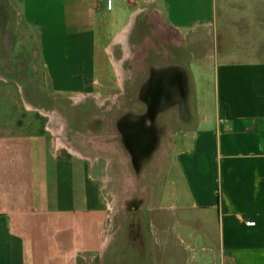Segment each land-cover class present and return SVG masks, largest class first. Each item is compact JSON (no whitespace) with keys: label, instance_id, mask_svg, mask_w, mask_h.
I'll use <instances>...</instances> for the list:
<instances>
[{"label":"crops","instance_id":"crops-1","mask_svg":"<svg viewBox=\"0 0 264 264\" xmlns=\"http://www.w3.org/2000/svg\"><path fill=\"white\" fill-rule=\"evenodd\" d=\"M0 47L94 141L0 138V264H264V0H0Z\"/></svg>","mask_w":264,"mask_h":264},{"label":"rangeland","instance_id":"rangeland-1","mask_svg":"<svg viewBox=\"0 0 264 264\" xmlns=\"http://www.w3.org/2000/svg\"><path fill=\"white\" fill-rule=\"evenodd\" d=\"M121 1L127 2V0ZM125 8H127V5ZM1 51L0 47V53ZM0 91V138L17 137L22 141L29 138L36 142L37 145L41 146L44 145L42 142L44 138L49 140L52 146H54L55 139V146L57 147L60 146V144H65V147H69L74 153L81 154L77 148L85 149L87 152H90L85 146L91 147L94 142L92 140L93 138L90 135L83 134V136H76V134L72 133L71 130H69L68 122L60 112L44 111L29 106L26 107L23 105L22 96L17 93L11 82L0 81ZM75 101L79 102L77 99ZM122 103L123 100L120 98V107L116 106L115 108H117V110L118 108H122ZM106 109H108V107H100L98 112L101 113V111ZM118 174L119 173L116 175ZM121 176L122 175L117 177L119 180L116 178L113 182L114 187L111 189L114 188L116 193H118V191L121 192V197L117 198L120 202L117 203V208L115 209L116 211L118 210L116 225L121 223V225L127 226V198L124 196L125 192L123 193L125 189L123 180H121L120 183ZM125 190L127 191V188ZM135 218H133L134 220H132L131 223H137L139 225L140 219L136 218V220Z\"/></svg>","mask_w":264,"mask_h":264}]
</instances>
